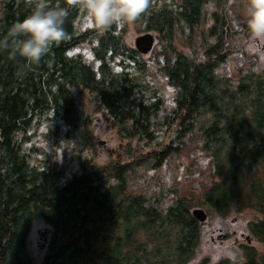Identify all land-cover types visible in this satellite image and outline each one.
<instances>
[{"label": "trees", "instance_id": "trees-1", "mask_svg": "<svg viewBox=\"0 0 264 264\" xmlns=\"http://www.w3.org/2000/svg\"><path fill=\"white\" fill-rule=\"evenodd\" d=\"M35 2L0 0V39ZM227 2L150 0L133 22L139 33L155 32L166 43L159 70L175 89L176 107L161 122L162 101L146 96L140 79L146 64L125 41L127 24L101 34L79 30L78 0H48L68 10L67 36L38 64L0 48V264H37L29 236L38 221L49 226L38 264H187L201 243V223L191 213L199 206L221 216L253 212L257 219L249 232L263 250L245 245V264H264V71L223 72L237 52L233 42L239 34L229 21ZM236 20L245 33L246 15L238 12ZM178 39L192 53L175 48ZM86 43L99 62L97 70L83 54H70ZM131 62L138 73L126 69ZM99 114L128 141L114 161H82L69 179L64 164L31 165L24 147L32 129L48 124L56 141L76 133L83 145L92 146L91 124ZM162 128L168 142L145 152ZM135 142L139 153L128 147ZM184 150H199L209 160L213 182L198 202L192 195L166 204L167 194L149 196L130 188L138 170H156Z\"/></svg>", "mask_w": 264, "mask_h": 264}, {"label": "rangeland", "instance_id": "rangeland-1", "mask_svg": "<svg viewBox=\"0 0 264 264\" xmlns=\"http://www.w3.org/2000/svg\"><path fill=\"white\" fill-rule=\"evenodd\" d=\"M155 3H160L162 0H151ZM170 1V0H163ZM250 0H228L227 10L228 18L239 34L233 42L237 52L228 61V63L219 73L228 72L233 73L239 67H249L258 73L264 71V46L257 49L249 48V41L251 39L250 33L247 30L245 33L241 26L237 23L238 12L248 16V6ZM214 8L211 7L207 13V18L210 19L211 12ZM82 17L78 21L79 30L95 29L90 27L85 18L84 10ZM208 19V20H209ZM127 24V31L125 34V41L135 47V39L139 35L145 34L138 32V27L133 22ZM122 24L118 28L124 26ZM213 24L209 20L207 26ZM99 34L103 31H98ZM184 40L178 39L174 45L181 53H192V49L183 43ZM165 43V42H164ZM162 41L158 42L153 51L149 55H141L140 61L145 62L146 70L142 72L141 80L146 86V96L149 101H155L160 98L162 101V108L159 114V122L165 121L176 107L175 89L169 84L165 75L160 72V68L166 62L163 55L160 53L165 46ZM166 44V43H165ZM90 44L86 43L70 52L71 55H78L79 53L85 56V59L93 64L97 70L99 62L94 60ZM198 51L200 48L198 47ZM168 56H172L171 52L166 50ZM200 55V54H199ZM119 59V58H117ZM117 60L113 63L115 69L122 70V67L117 65ZM138 65L131 62L129 68L132 73H138ZM223 71V72H222ZM224 74V73H223ZM156 95L157 97H154ZM61 131L66 132L68 128L62 123ZM91 128L93 130V144L92 146H85L81 141L80 134L72 133L70 138H64L56 141L55 138L49 136L48 124H42L39 129H32L29 132L30 141L24 147L25 151L30 154L29 160L31 165L38 168H46L47 166L58 162L64 164L66 167L65 179L71 178L74 173H79L82 161H91L98 165H106L114 161L120 152H124L125 145L128 141H122L117 132L109 126V123L99 114L92 120ZM156 141L152 146L146 147L144 150L148 152L156 147H161L168 142L167 130L162 128L158 130ZM99 141L105 142V145H100ZM123 149L120 150V146ZM137 142L130 145V150L134 148L135 153L140 150L136 149ZM138 174L132 176L129 180L131 189L135 193L144 192L149 196L165 195L167 199L164 203L169 204L179 196L190 197L195 196L194 202H198L197 198L201 199V194L204 188L213 182L210 181V165L208 158L199 150H184L179 154L170 157L160 168L156 170H148L143 167L137 171ZM178 190V191H177ZM174 191L179 192L174 193ZM202 208L208 213V220L201 223V243L205 242H228L238 252V264H245V250L244 246L253 244L257 246L260 251L263 250L257 240H254L250 235L249 223L257 219L253 212H238L234 210L226 216L219 214H211L205 207ZM49 231V226L43 222L38 221L34 223L29 236V249L34 256V259L40 262L46 253L45 249V233ZM229 264V262H228Z\"/></svg>", "mask_w": 264, "mask_h": 264}, {"label": "clouds", "instance_id": "clouds-1", "mask_svg": "<svg viewBox=\"0 0 264 264\" xmlns=\"http://www.w3.org/2000/svg\"><path fill=\"white\" fill-rule=\"evenodd\" d=\"M90 27L97 31L119 27L140 17L150 0H78ZM68 10L59 5L50 6L48 0H36L29 14L9 27L0 39V48H10V56L19 55L31 64H38L53 45L65 40L63 27ZM247 29L251 39L249 48L264 46V0H250ZM238 252L228 242H205L188 259L187 264H238Z\"/></svg>", "mask_w": 264, "mask_h": 264}, {"label": "water", "instance_id": "water-1", "mask_svg": "<svg viewBox=\"0 0 264 264\" xmlns=\"http://www.w3.org/2000/svg\"><path fill=\"white\" fill-rule=\"evenodd\" d=\"M161 41L159 34L154 32H147L145 34L139 35L135 39V49L142 55H149L154 46ZM100 145H105V142L99 141ZM130 148V144H128ZM123 149V145L120 146V150ZM192 216L200 223H205L208 220V213L202 208H194L192 210Z\"/></svg>", "mask_w": 264, "mask_h": 264}, {"label": "flooded vegetation", "instance_id": "flooded-vegetation-1", "mask_svg": "<svg viewBox=\"0 0 264 264\" xmlns=\"http://www.w3.org/2000/svg\"><path fill=\"white\" fill-rule=\"evenodd\" d=\"M155 47V46H154Z\"/></svg>", "mask_w": 264, "mask_h": 264}]
</instances>
